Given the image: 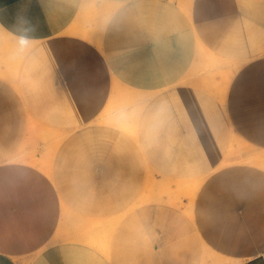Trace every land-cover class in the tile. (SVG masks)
<instances>
[{
    "label": "crops",
    "instance_id": "crops-1",
    "mask_svg": "<svg viewBox=\"0 0 264 264\" xmlns=\"http://www.w3.org/2000/svg\"><path fill=\"white\" fill-rule=\"evenodd\" d=\"M90 5L117 7L100 36L86 17ZM191 5L186 15L168 0H0L1 35L31 44L16 83L7 81L15 89L3 88L0 116H25L67 134L53 175L26 161L0 163V264H264L263 162L209 174L192 215L159 203L132 208L143 193L148 159L169 171L181 166L175 174L183 177L202 178L217 165L218 155L202 152L211 123H202L200 110L191 115L179 105L176 111L175 94H162L149 100L142 119L140 132L150 141L145 151L101 120L116 68L110 55L121 84L152 91L183 68L176 53H200L203 46L228 59H250L222 99L233 133L264 153V54L253 57L264 48V0ZM14 107L23 113L14 114ZM174 125L179 144L156 146L162 134L170 139ZM8 138L1 136L0 146ZM63 200L85 217H120L109 253L61 237Z\"/></svg>",
    "mask_w": 264,
    "mask_h": 264
},
{
    "label": "rangeland",
    "instance_id": "rangeland-1",
    "mask_svg": "<svg viewBox=\"0 0 264 264\" xmlns=\"http://www.w3.org/2000/svg\"><path fill=\"white\" fill-rule=\"evenodd\" d=\"M168 1L169 3L173 4L174 7L178 9L180 13L182 14L185 13L186 15L190 13V9L192 6L191 3L193 0H168ZM94 6L90 5L88 7V10L86 11V17L92 18L94 20L93 26L95 25L94 26L95 33L100 36L103 34L104 30L106 29L108 22L117 7L104 6L103 8H98V10H95ZM76 31L94 38V36L90 34L89 31H84L83 28L79 27L76 29ZM1 34L2 33H0V44H1L0 50H2L3 48L5 50V52L0 53V99L3 100L4 96H6L5 95L6 93L3 91L4 87H10L12 90L15 89V85L10 86L7 84V81L12 82L13 84H15V82L10 80L8 77H6L5 72L6 70H8V68L11 70L14 69L16 76H18L21 63L26 53L28 52L29 48L31 47V44H28L21 39H17V38L13 39L11 37L3 36ZM261 50H263L262 53L255 54L253 55V57L263 55L264 48ZM181 56L184 60V66L183 68L175 69L174 81L172 83L171 81H169L168 85L158 86L157 89L148 91L147 87H143V89L140 88L137 89L134 85L121 84V82H119L120 75H119V70L117 68L118 62L115 61L114 55H110V57L112 58V66H116V68H113V85H112L111 98L104 111L101 120L105 123L117 127L118 129H122L124 132H127L128 136L134 140L136 139V141H138L143 146L145 151L146 150L149 151L150 149V141L148 140L149 135H145L144 133L142 134L140 132L142 119L144 120V115L147 112V109L150 108V104H152L150 103L149 100L160 97V95L162 94L174 93L175 94L174 103L176 105V111L178 110V108H180L179 105H181V109H180L181 111L183 112L189 111L191 115L197 113L198 110H200L204 114L205 110L209 108L208 115L202 114V123L204 120H206L208 123H211L209 124L211 126L210 130L203 132V134L206 136V139L208 140V145L205 146L206 151L202 150V152L206 153L207 158L209 157L213 158L215 154L218 155L219 161L217 165L213 167H208L206 169L207 171L203 170L204 172H202V178H200L195 175H191L189 177L177 176L175 172L179 171V168L180 169L182 168L181 166L178 167V165H176L170 167L171 171H169L167 170V167L150 164V160L148 159L143 193L137 199V202L133 205L132 208H135V206L146 203H159V204H167L178 207L180 209H183L187 214L192 215L195 210L200 187L197 189L195 195L191 196L190 191L192 189L190 190L189 188L190 185L193 186V183L202 181L200 184L201 186L205 178L209 174H211L217 169L230 166L233 163L236 164V163L256 162L252 160V156L255 152L256 154H258L257 149L255 147L250 146L249 144H245L246 142H244L240 137H238L235 133H233V129L230 127L229 122L227 120V115H226L227 103H225V101L222 99L221 93H219L220 90L218 89L219 91H217V88L219 87V84L221 82L220 85L223 84L227 86L228 89L226 91L228 95L229 86L231 84L233 77L235 76L237 71L250 59H246V58L228 59L227 57H223L224 55L221 56L213 52H210L208 48H203V46H202V52L200 53H190V54L176 53V58ZM220 62L231 63V65H233L232 67L235 68L234 72L236 73H234V76H231L229 79L227 78L226 80L221 79L220 77V75L222 74L221 73L217 78L216 82L214 84H211L209 87V88H213V90L206 88V86L202 84L204 81L205 73L209 72L210 67L211 68H215L216 66L220 67L219 64ZM222 76L224 75L222 74ZM134 89L140 93L131 91ZM117 90H120L121 92L120 93L118 91L120 93L119 95L117 94L118 93ZM126 90H130V91L129 94L126 93L125 96V92H127ZM138 94L141 96H138ZM119 98H121V100H118ZM125 100L127 102H125ZM117 102L119 103L122 102L121 103L122 105L123 102H125L124 103L125 105L120 106L121 104H118ZM116 103L120 107L127 106L125 111L122 108L123 109L122 112V109H119L120 107L118 108L119 110L114 111V109H117V106H115ZM154 104L155 103H153V105ZM158 104L160 105L161 102H159ZM13 109H14V114L23 113L19 107H14ZM158 109L159 110L163 109L162 104L161 107ZM117 112L119 115H117ZM137 113H139V115ZM116 117H120V118L123 117L121 119L124 121L125 125L128 126L126 127L122 126L116 121H114L116 120L115 119ZM107 119H109L110 121L107 122ZM112 121L114 122L112 123ZM133 121H136V123L135 122L133 123ZM175 125L169 128L170 139H168V141L167 139L165 140L164 138L168 137V135L162 134L160 136V139L163 140L161 142H157L156 146H159L160 148L166 146L173 147L174 145L179 144L180 134L176 133ZM129 126H131L133 130H130ZM135 126L137 127L134 128ZM202 128H204V125H202ZM135 129L137 130L136 133L134 131ZM0 130L1 131L4 130V132L10 130L9 133H5L6 135H2L3 133H0V138L1 136L2 139L5 137L6 138L9 137L10 140L13 141V142L11 141V143H8L6 145L0 146V154L1 153L5 154L8 157L11 154H13L9 159L8 157H3L0 155V163L11 160L26 161L37 165L38 167L46 171L48 174L53 175V166H54L57 150L60 144L62 143V141L67 136L66 133L61 132L62 134L56 136L57 132L60 131L38 124L36 121L27 118L25 116L22 117L15 116L12 118L0 116ZM214 147L217 148L213 150L212 148ZM31 154H35L36 158L34 159V157H32ZM50 157L52 158V160L50 159L51 161L50 165L52 169L49 166L46 167L44 165H41L43 164V161H47V158ZM193 168L194 166H191L192 171H194ZM154 175H156V179H155L156 182L152 183L151 181H149V179L152 178ZM147 185H149V188L147 187L146 189ZM75 215L76 214L74 210L66 203L65 200H63V219H62L61 237L64 240H72L69 237L68 233L73 230V229L70 230V227L74 226L73 224H70V222L71 220L77 218V216ZM73 216L74 218H71ZM83 217L86 218L85 216ZM112 223H113L112 232H110V230L106 232L105 230H102V228L100 229L105 234V236H103L105 243L104 248L101 246H96L97 248H99L100 250L106 253H109L112 250V242L114 240V235L117 232L119 219L116 223L115 221L112 220L111 224ZM108 225L110 224L106 225L107 228ZM103 233L100 235H104ZM106 236H108V238H106Z\"/></svg>",
    "mask_w": 264,
    "mask_h": 264
},
{
    "label": "bare ground",
    "instance_id": "bare-ground-1",
    "mask_svg": "<svg viewBox=\"0 0 264 264\" xmlns=\"http://www.w3.org/2000/svg\"><path fill=\"white\" fill-rule=\"evenodd\" d=\"M94 9L95 10H98V8L97 7H95L94 6ZM92 11V10H91ZM101 11V10H100ZM92 15V14H91ZM83 23H85V22H83ZM90 25V24H89ZM95 26V25H94ZM91 28H92V26H90ZM83 30L84 31H88L87 30V28H83ZM229 61V60H228ZM224 62H226V61H224ZM224 62H220L219 64H220V67H218V66H216L215 68H209V72H207V73H205V77H204V81H203V85H205L206 86V88H209L210 87V85L211 84H214L215 82H216V80H217V78L219 77V75L222 73L224 76H222V74L220 75V77H221V79L222 80H226L227 78L229 79L231 76H234V73H236V72H234V70H235V68L234 67H232L233 65H231V63H224ZM231 62V61H230ZM200 70H201V68H200ZM198 73V72H197ZM5 76L6 77H8L10 80H12V81H14L15 83H16V73H15V71H14V69H9L8 68V70H6V72H5ZM192 77V76H191ZM200 78V77H199ZM201 78H202V76H201ZM229 81V80H228ZM120 82V81H119ZM226 82V81H225ZM122 83V82H121ZM195 83H198V82H195ZM229 83V82H228ZM220 84H221V82H220ZM219 84V87L218 86H216V87H218L217 88V91H219L220 90V92L219 93H221V96H222V98H224L225 96H226V93H227V86L226 85H220ZM118 85V84H117ZM122 87V86H121ZM215 87V88H216ZM214 88V89H215ZM123 89V88H122ZM209 89H212L213 90V88H209ZM219 89V90H218ZM125 90V89H124ZM135 90V89H134ZM134 90H131V91H133V92H137L136 90L134 91ZM120 92V90H117V92ZM127 92H125V96H126V93L127 94H129V91L130 90H126ZM117 93L118 95L121 93ZM132 92V93H133ZM123 93V92H122ZM137 93H140V92H137ZM137 93H136V95H137ZM133 96H134V94H133ZM138 96H141V95H139L138 94ZM137 96V97H138ZM142 96H144V95H142ZM129 98V97H128ZM131 98H133V97H131ZM118 100H121V98H119ZM130 101H132V100H130ZM136 101V100H135ZM125 102H127L126 100H125ZM125 102H123V105H125L124 103ZM118 104H121L122 102H117ZM117 103H116V105L115 106H117V109H114V111L115 110H119V109H124V111H125V109H126V107H120V106H123L122 104L119 106V105H117ZM142 103V102H141ZM127 104V103H126ZM129 104H130V102H129ZM112 106V105H111ZM111 106H110V108H111ZM120 107V108H119ZM136 107V106H135ZM113 108V107H112ZM116 108V107H115ZM119 108V109H118ZM123 109H122V112H123ZM111 110V109H110ZM118 112H120V111H118ZM118 112H117V115H119L118 114ZM108 113H110V112H108ZM116 113V112H115ZM140 113V112H139ZM139 113H137L138 115H139ZM125 116V115H124ZM137 116V115H136ZM121 118H123V117H121ZM120 117H116L115 119L116 120H114V121H116L117 123H119L120 125H122V126H128V125H125V123H124V121L121 119ZM134 118H135V116H134ZM139 120V119H138ZM110 120L109 119H107V122H109ZM114 121H112V123L114 122ZM136 123V121H133V123ZM139 122V121H138ZM137 122V123H138ZM135 125V124H134ZM130 127V130H133V128H131V126H129ZM137 126H135L134 128H136ZM135 131V133L137 132V130L135 129L134 130ZM59 134H62L61 132H57V135L56 136H59ZM136 135V134H135ZM55 136V137H56ZM134 138H136V137H134ZM137 138H138V136H137ZM62 141V140H61ZM61 143V142H60ZM57 148V147H56ZM32 155V157H34V159L36 158V156H35V154H31ZM128 156V155H127ZM130 158V157H129ZM33 159V158H32ZM33 159V160H34ZM50 159L52 160V158L50 157V158H47V161H43V164H41V165H44V166H46V167H50L51 168V161H50ZM252 160H254V161H259V162H263L264 163V153H262V154H253V156H252ZM118 164V163H117ZM52 169V168H51ZM153 169V168H152ZM156 175H154L152 178H150L149 179V181H151L152 183H154V182H156ZM202 180V179H201ZM195 182H197V181H195ZM201 182L202 181H198L197 183H193V186H191L190 185V194H191V196H193L194 194H195V192L197 191V189L199 188V186H200V184H201ZM157 184V183H156ZM177 184V183H176ZM182 184V183H181ZM180 184V185H181ZM160 186V185H159ZM162 186H163V184H162ZM182 186V185H181ZM147 187L149 188V185H147L146 186V189H147ZM176 187V186H175ZM174 187V188H175ZM185 187V186H184ZM174 190V189H173ZM76 215L75 216H77V218L76 219H74V220H71V222H70V224H73L74 226L72 227H70V230H72V231H70L69 233H68V235H69V237L72 239V240H77V241H84V242H86V243H89V244H91V245H94V246H101V247H103L104 248V246H105V243H104V239H103V236H105V234L100 230L101 228H102V230H105L106 232H108V230H110V232H112V227H113V223L111 224V222H112V220L113 219H111L110 218V220L107 222V221H104V220H102V219H95V218H90V217H86V218H84L82 215H80V214H77V213H75ZM71 218H74V216L73 217H71ZM120 218V217H119ZM119 218H117L116 217V220H113V221H115V223L118 221V219ZM111 221V222H110ZM107 224H110V225H108V228L106 227V225ZM99 232V233H98ZM104 234V235H100V234ZM43 234V233H42ZM35 235V234H34ZM33 235V236H34ZM106 238H108V236H106ZM106 240V239H105ZM35 245V244H34ZM51 252V251H50ZM50 252H48V253H50ZM51 254V253H50ZM57 255H59V254H57ZM81 262V261H80ZM71 263H73V262H71Z\"/></svg>",
    "mask_w": 264,
    "mask_h": 264
}]
</instances>
